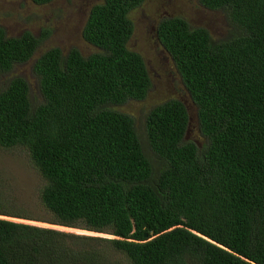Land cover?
<instances>
[{"label": "trees", "instance_id": "trees-1", "mask_svg": "<svg viewBox=\"0 0 264 264\" xmlns=\"http://www.w3.org/2000/svg\"><path fill=\"white\" fill-rule=\"evenodd\" d=\"M144 1L92 6L81 37L96 52L86 57L50 48L34 58L46 32L8 38L0 27V150L27 155L45 223L112 236L0 219V264H264V0H199L227 18L218 42L180 17L158 23L197 141L176 99L144 114L142 131L118 110L151 87L127 47ZM29 62L34 91L9 76ZM0 216L38 221L1 193Z\"/></svg>", "mask_w": 264, "mask_h": 264}, {"label": "rangeland", "instance_id": "rangeland-1", "mask_svg": "<svg viewBox=\"0 0 264 264\" xmlns=\"http://www.w3.org/2000/svg\"><path fill=\"white\" fill-rule=\"evenodd\" d=\"M101 0H53L46 5H35L30 0H0V27L8 38H16L24 31H30L36 37L46 32L34 58L50 48H59L64 54L75 48L84 56L96 49L85 43L81 29L90 8ZM133 33L127 43L129 50L141 55L151 79V87L141 102H128L119 111L135 119V127L143 130L142 116L152 107L170 99L182 102L188 110L190 122L186 138L197 141L194 106L174 65L161 44L156 29L162 19L180 17L193 28H204L215 42L227 37L229 25L223 11L203 8L199 0H145L130 14ZM30 62L16 67L9 76H22L28 80L34 91V79ZM8 78V75L5 76ZM4 78V79H6ZM42 181L33 169L27 155L23 152H4L0 150V193L4 199L14 200L22 205L38 221L20 219L27 225L51 227L50 229L83 237L110 239L103 233L89 234L76 228H67L45 223L51 219L39 203V191ZM14 218L13 221H20ZM57 226V227H53Z\"/></svg>", "mask_w": 264, "mask_h": 264}, {"label": "water", "instance_id": "water-1", "mask_svg": "<svg viewBox=\"0 0 264 264\" xmlns=\"http://www.w3.org/2000/svg\"><path fill=\"white\" fill-rule=\"evenodd\" d=\"M0 219L1 220H6V221H10V222H14V223H21V224H25L24 222H22L20 219V221H13L14 220V218H10V217H5V216H0ZM16 220H18V219H16ZM53 227H57V226H53ZM42 228H45V227H42ZM46 228H48V229H50L49 227H46Z\"/></svg>", "mask_w": 264, "mask_h": 264}, {"label": "bare ground", "instance_id": "bare-ground-1", "mask_svg": "<svg viewBox=\"0 0 264 264\" xmlns=\"http://www.w3.org/2000/svg\"><path fill=\"white\" fill-rule=\"evenodd\" d=\"M87 232H89V231H87ZM89 234H93V235H96L94 232H89ZM112 237V236H111Z\"/></svg>", "mask_w": 264, "mask_h": 264}]
</instances>
